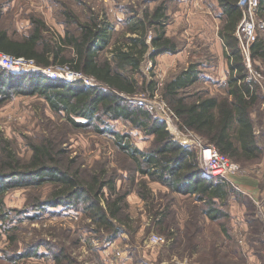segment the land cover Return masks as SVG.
I'll list each match as a JSON object with an SVG mask.
<instances>
[{"label":"rangeland","instance_id":"obj_1","mask_svg":"<svg viewBox=\"0 0 264 264\" xmlns=\"http://www.w3.org/2000/svg\"><path fill=\"white\" fill-rule=\"evenodd\" d=\"M157 7L164 9L165 32L179 53L158 54L151 60L150 40L157 33L155 25L147 27L149 47L140 67L143 88L128 101L141 102L140 106L164 122L174 140L194 153L201 178L211 177L213 184L227 187V199L216 203L222 217L212 220L196 195L172 192L136 172L134 162L112 134L70 125L50 111L42 98L15 94L0 104V157L2 140L23 163L30 160L32 143L52 142L62 169L77 171L84 179L103 171L111 180L116 194L103 187L98 195L101 205L118 196L123 200L119 215L112 220L117 231L112 234L110 228L92 221L87 202L49 203L57 184L47 181L9 187L1 197L5 221L0 228V264H264V62L255 59L247 65L242 56L259 87L260 100L251 118L261 154L252 162L230 161L237 168L225 176L219 175V166L213 167L215 161L205 155L210 145L179 127L161 95L170 78L195 64L199 79L187 90L189 95L225 96L228 67L217 34L223 22L217 0H0V29L18 40L28 35L33 20H40L48 30L44 36L60 38L66 32L78 35L74 22L98 17L112 24V45L129 35L127 28L134 21ZM253 18L256 39L264 40V11L256 8ZM109 46L98 52L101 58L108 55ZM68 48L63 54L71 57ZM37 73L47 76L43 69ZM63 76L73 79L69 82L95 85L91 78L65 75L64 71ZM146 84L153 85L154 95L144 89ZM98 126L127 134L129 143L140 150L153 142L152 136L122 119ZM141 180L152 192L151 201L138 194Z\"/></svg>","mask_w":264,"mask_h":264},{"label":"trees","instance_id":"obj_2","mask_svg":"<svg viewBox=\"0 0 264 264\" xmlns=\"http://www.w3.org/2000/svg\"><path fill=\"white\" fill-rule=\"evenodd\" d=\"M218 1L225 17L219 34L229 66L226 96H208L201 92L189 95L187 89L199 77L195 64H190L170 78L163 85L161 95L181 129L195 133L229 161L243 164L257 160L261 154L251 118L260 100L259 87L248 74L235 36L242 16L239 0ZM257 9L264 11V0H259ZM160 17L161 8L157 7L147 22L148 26H161ZM74 23L78 26V35L66 32L60 38L44 36L43 33L48 30L40 20H33L31 31L18 40L11 39L0 29V51L32 59L40 68L67 65L71 70L92 78L95 85L87 86L82 81L64 82L37 72L15 74L0 67V104L15 94L36 95L44 100L50 111L62 115L68 124L112 134L118 147L134 162L136 172L172 192L196 195L197 200L206 206L205 213L212 220L220 219L222 214L216 203L227 199V187L213 184L211 177L201 178L194 153L173 139L164 122L142 106L128 101L143 88L144 77L140 67L149 47L147 27L129 26L127 31L131 34L117 39L110 48L111 55L101 58L98 52L110 45L113 38L112 24L98 17H92L89 22ZM150 44L153 46L151 60L158 54L176 52L173 42L162 36L161 29L151 38ZM66 48L71 50V57L63 54ZM250 58L251 61L259 59L264 62L263 39H256L252 44ZM144 89L154 95L152 84H146ZM118 119L152 136L150 148L137 149L129 143L127 134L98 126V123L106 125L108 120ZM1 147L0 208L1 197L9 187L40 185L48 181L58 185L48 199L49 203L87 202L92 221L98 226L110 228L112 234L117 232L112 220L119 215L123 198L118 196L101 205L98 195L103 187L107 186L111 194H116L115 187L103 171L84 179L77 171L62 169L52 142L32 143L30 160L25 163L19 161L8 148L7 141L2 140ZM138 192L144 200H152V192L144 180L139 183ZM153 215L158 217L160 214ZM4 221L5 215L0 212V228Z\"/></svg>","mask_w":264,"mask_h":264},{"label":"built area","instance_id":"obj_3","mask_svg":"<svg viewBox=\"0 0 264 264\" xmlns=\"http://www.w3.org/2000/svg\"><path fill=\"white\" fill-rule=\"evenodd\" d=\"M259 0H239V7L241 9V21L239 22L237 29H236V37L239 42V48L241 51L242 56L246 59L247 65L250 63V52L251 46L256 40V30H255V22L253 18V11L258 8ZM262 26L264 27V22H262ZM0 67L15 73H30V72H40L41 69L47 73V76L51 78H63L67 82L73 80L69 77L65 78L63 76V71L65 75L70 74L76 77H86L81 73L75 72L71 70L67 65H57L55 68H40L38 67L32 59H27L24 57H15L4 52L0 51ZM53 68V69H51ZM47 72H46V71ZM76 78V79H80ZM89 78V77H87ZM251 78V77H250ZM91 80H93L91 78ZM141 105V102H138ZM209 148L206 149L205 155L209 161H215L213 167L219 166L216 170L218 171L219 175L225 176L228 171L234 172L236 171V165L232 164L227 158L222 156L217 152V150L213 146H208ZM216 171H213L215 173Z\"/></svg>","mask_w":264,"mask_h":264},{"label":"crops","instance_id":"obj_4","mask_svg":"<svg viewBox=\"0 0 264 264\" xmlns=\"http://www.w3.org/2000/svg\"><path fill=\"white\" fill-rule=\"evenodd\" d=\"M217 2H218V4H219V1L217 0ZM239 5V4H238ZM219 6H220V4H219ZM220 8H221V6H220ZM156 9V8H155ZM154 9V10H155ZM154 10H152L151 12H149V13H147L145 16H143L142 18H139L138 20H136V21H134L133 22V24H131L130 25V27H135L136 26V28H138V27H140V26H142V25H144V26H146V27H149L148 26V24H147V22L150 20V17H151V14L153 13V11ZM163 8H161V17H160V20H161V26L160 25H155V24H151L150 26H152V25H155V27H156V33L158 34V30L159 29H161V33H162V36L164 37V38H168L169 40H171L170 39V37L169 36H167V34H166V32H165V26L166 25H168V23H167V20H166V17H165V15L163 14ZM221 10H222V8H221ZM165 12V11H164ZM167 15V14H166ZM222 15H223V11H222ZM225 23V17H224V15H223V22H222V25L219 27V29H218V32H217V34H218V38H219V40L221 41V47H222V54H223V57H224V59H225V61H226V63H227V67H228V70H227V77H228V75H229V66H228V62H227V59L225 58V55H224V46H223V40H222V38H221V36H220V34H219V30L221 29V27L223 26V24ZM239 24V23H238ZM136 33L138 32V29H136V31H135ZM127 33L130 35L131 34V32H129V31H127ZM132 35H135V33L133 34L132 33ZM156 35V34H155ZM124 37V36H123ZM113 39L114 38H112V41H113ZM147 40H148V38H147ZM112 41H111V43H112ZM172 41V40H171ZM114 42H115V40H114ZM114 42H113V44H114ZM111 43H110V46H109V50H108V55L107 56H110L111 54H110V48L112 47V45H111ZM108 47V46H107ZM106 48V47H105ZM165 53H170V52H165ZM177 53H179V52H175V53H172V54H177ZM162 54H164V53H162ZM198 76H199V73H198ZM198 79H199V77H198ZM198 79H197V81H198ZM227 80V79H226ZM196 81V82H197ZM195 82V83H196ZM194 83V84H195ZM193 84V85H194ZM191 87V86H190ZM189 87V88H190ZM188 88V89H189ZM187 89V90H188ZM225 89H226V91H225V96H226V93H227V89H228V87H227V84H226V82H225Z\"/></svg>","mask_w":264,"mask_h":264}]
</instances>
